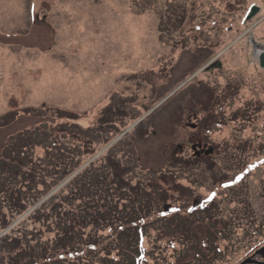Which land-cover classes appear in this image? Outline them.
<instances>
[{
  "label": "rangeland",
  "instance_id": "rangeland-1",
  "mask_svg": "<svg viewBox=\"0 0 264 264\" xmlns=\"http://www.w3.org/2000/svg\"><path fill=\"white\" fill-rule=\"evenodd\" d=\"M132 2L0 0V158L11 137L44 122L81 166L139 119L113 156L148 193L120 207L142 214L143 231L86 227L71 251H56L48 216L1 229L39 201L16 217L6 206L0 264H221L215 245L264 239V68L254 45L264 46V0H153L142 13ZM177 5L186 15L177 8L164 25ZM254 5L261 11L246 22Z\"/></svg>",
  "mask_w": 264,
  "mask_h": 264
},
{
  "label": "trees",
  "instance_id": "trees-1",
  "mask_svg": "<svg viewBox=\"0 0 264 264\" xmlns=\"http://www.w3.org/2000/svg\"><path fill=\"white\" fill-rule=\"evenodd\" d=\"M152 3L153 0H133L132 2L134 9H138L140 13L151 10ZM177 8L181 10V13H177L175 17L186 15V8L182 9L181 5H177L174 7L175 10L166 13L165 16L168 19L164 25L168 21L172 23L171 19ZM245 21L249 22L250 20L245 18ZM179 24L175 27V31L183 26V21H180ZM107 108H104L105 111ZM31 111L26 109L24 112L31 113ZM40 112L39 110L36 114ZM54 112L61 119L70 121L78 119L76 113L71 111L56 109ZM2 122L6 124L7 121L2 120ZM41 124L40 127L23 131L16 137H11L3 149L0 158V218H2L3 209L6 206L15 212V217L19 216L80 166L81 160L72 154V151L56 149L57 138L53 136L55 132H52L47 123ZM63 138H65L64 135ZM119 142L95 160L94 164L91 163L84 168L31 213L29 218L42 215L53 219L49 225L56 227L54 242L55 244L62 243L56 251L83 248L84 244L81 245L82 233L86 227L96 230H103L107 227H127L123 230L128 234L135 230L134 227H139L141 221L144 222L142 214L132 213L131 207L120 208L125 204H132L133 207L137 190L141 192L140 194L148 195V193L145 188L137 184L132 185L131 179L128 178L131 167L124 165L113 156L119 147ZM36 147L44 149V155L41 158L34 156ZM63 153L65 154L63 155ZM96 163L98 166L95 167ZM138 198L136 202H139ZM77 201H82L83 206L76 205ZM73 209L77 210L76 215ZM83 209L86 212H80ZM2 223L1 229L10 225V222H5L4 219ZM74 227L83 228L78 229L81 231L75 233ZM90 237L92 236L90 235ZM4 239L8 240V237L4 236L0 243H3ZM73 242L78 243L74 244ZM92 245L94 246V244ZM43 254L45 255L46 252L43 251Z\"/></svg>",
  "mask_w": 264,
  "mask_h": 264
},
{
  "label": "flooded vegetation",
  "instance_id": "flooded-vegetation-1",
  "mask_svg": "<svg viewBox=\"0 0 264 264\" xmlns=\"http://www.w3.org/2000/svg\"><path fill=\"white\" fill-rule=\"evenodd\" d=\"M257 235V233H254ZM264 235V231H263ZM231 250H219L218 254L223 253V258H226V264H241L245 260L250 259L252 262L248 264H264V254L259 255V251L264 247V239L261 240H235L231 242ZM237 248H245L237 252ZM235 252V258L232 260L230 255Z\"/></svg>",
  "mask_w": 264,
  "mask_h": 264
},
{
  "label": "water",
  "instance_id": "water-1",
  "mask_svg": "<svg viewBox=\"0 0 264 264\" xmlns=\"http://www.w3.org/2000/svg\"><path fill=\"white\" fill-rule=\"evenodd\" d=\"M257 11H258V8H257V7H253V8H252V11H251V14H250V16H249V18H250V17H253V16L257 13ZM260 63H261L262 66H264V54L261 55V57H260ZM86 164H88V163H86ZM86 164H84L82 167H80V169H82ZM80 169H79V170H80ZM79 170H78V171H79ZM78 171H76V172H78ZM73 175H74V174H73ZM73 175H72V176H73ZM65 182H66V181H65ZM53 192H54V191H53ZM53 192H51L50 194H52ZM50 194H49V195H50ZM49 195H48V196H49ZM32 209H33V208H32ZM246 262H247V261H246Z\"/></svg>",
  "mask_w": 264,
  "mask_h": 264
}]
</instances>
